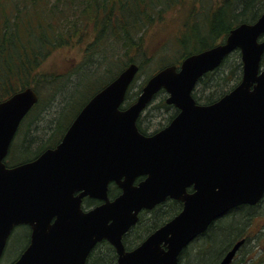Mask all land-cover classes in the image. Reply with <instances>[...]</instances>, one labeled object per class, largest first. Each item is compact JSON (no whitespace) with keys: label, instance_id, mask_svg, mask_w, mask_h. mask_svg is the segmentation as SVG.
Returning a JSON list of instances; mask_svg holds the SVG:
<instances>
[{"label":"water","instance_id":"1","mask_svg":"<svg viewBox=\"0 0 264 264\" xmlns=\"http://www.w3.org/2000/svg\"><path fill=\"white\" fill-rule=\"evenodd\" d=\"M263 36L264 13L179 66L161 68L123 107L139 71L131 63L88 100L55 147L12 166L5 159L39 95L28 86L0 101V259L15 227L27 224L30 243L12 264H86L103 240L115 247L116 264H179L183 249L214 221L240 205L259 203ZM234 50L243 62L240 82L215 102H198L193 90L199 79ZM162 89L178 112L163 128L144 133L138 119ZM111 183L121 189L113 198ZM85 198L101 203L86 208ZM167 198L181 201L182 210L127 250L123 237L140 212ZM244 242H235L219 264H230Z\"/></svg>","mask_w":264,"mask_h":264},{"label":"trees","instance_id":"2","mask_svg":"<svg viewBox=\"0 0 264 264\" xmlns=\"http://www.w3.org/2000/svg\"><path fill=\"white\" fill-rule=\"evenodd\" d=\"M262 13L264 0H0V101L28 86L39 95L19 126L6 164L32 160L55 147L88 100L131 63H137L139 71L123 107L137 99L147 79L158 70L179 66L188 55L223 42L232 28L254 22ZM170 16L178 20L176 31L157 49H150V29L169 23ZM85 41L81 59L66 70H42L44 61L56 49ZM242 65L240 50H234L199 79L193 90L195 99L206 104L218 100L240 82ZM142 74L146 76L138 84ZM166 98L167 92L162 89L139 117L142 132L148 133L143 123L153 109L169 112L164 118L166 123L155 131L175 116L178 109ZM20 138L21 157L15 158ZM120 192L115 183L110 184L111 197ZM98 202L93 198L84 200L87 207ZM180 208V203L171 199L147 216L142 213L138 224L124 237L127 247L140 243ZM259 208L264 214V197L255 205L231 209L210 225L202 235L206 247L223 236L225 240L211 264H219L225 251L240 239L245 238L243 249L246 247L252 238L243 230L259 214ZM257 239L264 241V225L255 235ZM192 245L184 249L179 264H185L183 258L190 261L195 254L202 256L205 247L199 249L198 244L195 252ZM116 257L114 247L103 240L90 253L87 264H115ZM241 264H264V252L243 258Z\"/></svg>","mask_w":264,"mask_h":264},{"label":"rangeland","instance_id":"3","mask_svg":"<svg viewBox=\"0 0 264 264\" xmlns=\"http://www.w3.org/2000/svg\"><path fill=\"white\" fill-rule=\"evenodd\" d=\"M169 18H171L169 19V23H165V24H162V25H159L157 27L150 29L149 34L147 36V44L149 45L150 49L152 50L157 49L166 37L170 36L176 31L178 27V23H177L178 20H175L173 16H170ZM85 44H86V41L83 43L81 42V43H77L73 45H67V46L56 49L44 61L42 65V70H45V71L64 70V69L66 70L70 65L74 64L79 59H81ZM242 68H243V65H242ZM145 76H146L145 74L141 75L140 79L138 80V84L143 82ZM168 114L169 112H167L166 110H154L153 109V111L150 112V116L147 118V120H145L146 122L143 123L144 127L148 130V133L154 132L157 128L163 126L162 124L166 123L164 118H166ZM22 140L23 138H20V140L16 144L15 158L21 157L19 146ZM261 208H259L260 209V211H258L259 214H256L253 217V219L250 221L249 225H246L247 228L243 230L244 233H247L248 235H250L252 239L246 245V247H244V249L242 245L240 247V250L235 255V258L233 261L237 262V264H241L243 258L251 259L253 255L260 254L261 256V253L264 252L263 250L264 241L260 239H257V241L255 240V235L260 232L261 227L264 225V214L262 213ZM150 213L151 212H148L146 216ZM228 220L229 219H227L226 221ZM149 221H150V218L149 219L147 218V222ZM28 239L29 237H28L27 227H25L24 225L16 227L8 239L7 246L0 259V264H8V263L13 262L15 259H17L18 256L21 254V252L28 245ZM197 239L194 240L192 243L193 251L196 252V248L198 247V244H199L200 245L199 249H202L203 247H205L202 251L204 254L201 253L202 256H198V254H195L193 257L191 256L192 258H190V261H187L185 258H183L182 261L185 264H211L213 260L216 258V256L218 257L219 249L225 241L224 236L221 237L219 240L212 242V244H209L207 247H206L207 244L205 242L206 240L205 239L202 240V236ZM255 261H257V259H255Z\"/></svg>","mask_w":264,"mask_h":264},{"label":"flooded vegetation","instance_id":"4","mask_svg":"<svg viewBox=\"0 0 264 264\" xmlns=\"http://www.w3.org/2000/svg\"><path fill=\"white\" fill-rule=\"evenodd\" d=\"M176 113H177V112H176ZM140 179H142V177L138 178L137 182H138ZM190 190H191V189H190ZM114 197H115V196H114ZM111 198H113V197H111ZM171 199H172V200H176V199H173V198H167L165 201L161 202L160 204H164V203H166L168 200H171ZM84 200H85V199H84ZM177 201H178V200H177ZM178 202H179L180 205H181V208H180V210L178 211V213H179V212L182 210V208H183V203H182L181 201H178ZM83 203H84V202H83ZM100 203H101V201L99 200V202H98L97 204H100ZM97 204H95V205H97ZM160 204H158L157 206H159ZM84 205H85V203H84ZM95 205H92V206H95ZM92 206H89V207H92ZM157 206H155L154 208H156ZM85 207H86V208H89V207H87L86 205H85ZM154 208H152V209H150V210H147V209L142 210V211L140 212V215H139V216H140V217H139V220H140V218H141L142 213H144V214L146 215L148 212L152 211ZM176 214H177V213H176ZM176 214H175V215H176ZM175 215H174V216H175ZM174 216H173V217H174ZM223 216H224V215H223ZM173 217H171V218H173ZM171 218H170V219H171ZM170 219H169V220H170ZM167 221H168V220H167ZM167 221H166V222H167ZM138 222H139V221H138ZM138 222H137L136 224H138ZM166 222H165V223H166ZM136 224H135V225H136ZM163 224H164V223H163ZM163 224H161V225H163ZM23 225H24L25 227H27V229H28V237H29V239H28V245H29V243H30V237H31V227H30L29 225H27V224H22V225H18V226H23ZM135 225H134V226H135ZM161 225H160V226H161ZM18 226H17V227H18ZM134 226H133V227H134ZM160 226H158L157 228H159ZM133 227H132V228H133ZM209 227H210V226H209ZM15 228H16V227H15ZM132 228H131V229H132ZM157 228H155L153 231H155ZM131 229H130V230H131ZM208 229H209V228H208ZM208 229H207V230H208ZM14 230H15V229H14ZM130 230L124 235V237L130 232ZM207 230H206V231H207ZM153 231H152V232H153ZM206 231H205V232H206ZM152 232H150L147 236H149ZM205 232H203V233L199 234L198 236H196V237H195V238H194V239H193V240H192V241H191L186 247H188L191 243H193L194 240H196L197 238L201 237ZM147 236H146V237H147ZM124 237H123V241H124ZM146 237H145V238H146ZM145 238H144V239H145ZM144 239H143V240H144ZM143 240H142V241H143ZM106 241H107V240H106ZM142 241H141V242H142ZM108 242H109V241H108ZM141 242H140V243H141ZM236 242H237V241H236ZM7 243H8V242H7ZM99 243H100V242H99ZM109 243H110V242H109ZM140 243H138V244L135 245V246H132V247L128 248L127 245H126L125 242H124L125 247H126L127 250H132L133 248H135L136 246H138ZM110 244H111V243H110ZM234 244H235V242L232 244V246H233ZM28 245H27V246H28ZM111 245H112V244H111ZM27 246H26V247H27ZM96 246H97V245H96ZM96 246H95L93 249H95ZM112 246H113V245H112ZM232 246L229 247V248L225 251V253H226L230 248H232ZM113 247H114V246H113ZM186 247H185V248H186ZM185 248H184V249H185ZM114 249H115V247H114ZM184 249H183V251H184ZM239 250H240V249H239ZM239 250H238V251H239ZM23 251H24V250H23ZM23 251H22V252H23ZM92 251H93V250H92ZM92 251H91V252H92ZM183 251H182V252H183ZM22 252H21V253H22ZM115 252H116V249H115ZM182 252H181V254H182ZM225 253L223 254V256L225 255ZM236 254H237V253H236ZM20 255H21V254H20ZM20 255H19V256H20ZM89 255H90V254H89ZM116 255H117V257H116V260H115V264L117 263V259H118V254H117V252H116ZM19 256H18V257H19ZM180 256H181V255H180ZM223 256H222L221 259L219 260V263H220V261L222 260ZM234 258H235V257H234ZM88 259H89V256H88ZM88 259H87V261H88ZM15 260H16V259H15ZM15 260H14V261H15ZM14 261H13V262H14ZM179 261H180V258H179ZM13 262L8 263V264H12ZM86 264H87V262H86Z\"/></svg>","mask_w":264,"mask_h":264}]
</instances>
